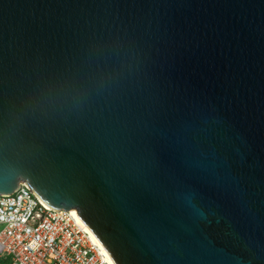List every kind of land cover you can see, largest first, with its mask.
I'll return each instance as SVG.
<instances>
[{"label":"water","instance_id":"obj_1","mask_svg":"<svg viewBox=\"0 0 264 264\" xmlns=\"http://www.w3.org/2000/svg\"><path fill=\"white\" fill-rule=\"evenodd\" d=\"M22 181L116 264H264V0H0Z\"/></svg>","mask_w":264,"mask_h":264},{"label":"built area","instance_id":"obj_2","mask_svg":"<svg viewBox=\"0 0 264 264\" xmlns=\"http://www.w3.org/2000/svg\"><path fill=\"white\" fill-rule=\"evenodd\" d=\"M0 258L9 264H113L71 210L44 202L28 182L0 193Z\"/></svg>","mask_w":264,"mask_h":264},{"label":"bare ground","instance_id":"obj_3","mask_svg":"<svg viewBox=\"0 0 264 264\" xmlns=\"http://www.w3.org/2000/svg\"><path fill=\"white\" fill-rule=\"evenodd\" d=\"M71 211L73 213H75L79 219L81 220V222L88 228L92 231V233L94 234V236L96 237V239L98 240V242L105 248V246L102 244V242L99 240V238L96 236V234L93 232V230L91 229V227L89 226V224L86 222V220L84 219V217L81 215L80 211L77 209V208H72ZM106 249V248H105ZM107 250V249H106ZM108 252V251H107ZM109 254V252H108ZM110 255V254H109ZM110 259H111V262L113 264H116L115 260L112 258V256L110 255Z\"/></svg>","mask_w":264,"mask_h":264},{"label":"trees","instance_id":"obj_4","mask_svg":"<svg viewBox=\"0 0 264 264\" xmlns=\"http://www.w3.org/2000/svg\"><path fill=\"white\" fill-rule=\"evenodd\" d=\"M0 264H9V260L5 258H0Z\"/></svg>","mask_w":264,"mask_h":264},{"label":"rangeland","instance_id":"obj_5","mask_svg":"<svg viewBox=\"0 0 264 264\" xmlns=\"http://www.w3.org/2000/svg\"><path fill=\"white\" fill-rule=\"evenodd\" d=\"M2 229V226L0 225V230Z\"/></svg>","mask_w":264,"mask_h":264},{"label":"snow or ice","instance_id":"obj_6","mask_svg":"<svg viewBox=\"0 0 264 264\" xmlns=\"http://www.w3.org/2000/svg\"><path fill=\"white\" fill-rule=\"evenodd\" d=\"M73 214H75V213H73Z\"/></svg>","mask_w":264,"mask_h":264}]
</instances>
